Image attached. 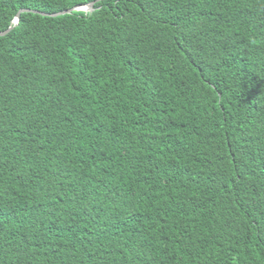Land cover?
Wrapping results in <instances>:
<instances>
[{"label":"trees","instance_id":"16d2710c","mask_svg":"<svg viewBox=\"0 0 264 264\" xmlns=\"http://www.w3.org/2000/svg\"><path fill=\"white\" fill-rule=\"evenodd\" d=\"M9 29L0 264H264V0H0Z\"/></svg>","mask_w":264,"mask_h":264},{"label":"water","instance_id":"95a60500","mask_svg":"<svg viewBox=\"0 0 264 264\" xmlns=\"http://www.w3.org/2000/svg\"><path fill=\"white\" fill-rule=\"evenodd\" d=\"M102 0H97V2H100ZM96 3V2H95ZM95 3H92V4H89V5H86V6H80V7H77L75 9H72V10H69V11H65V12H61V13H58V14H54V15H47V14H43V13H39V12H35V11H30V10H23V11H20L15 19V21L13 22L15 26H17L19 24V21H20V16L21 14L23 13H35V14H40V15H43V16H46V17H59V16H64V15H67V14H72L76 11H80V12H94V5ZM11 29H9L8 31L4 32V33H0V37H4L6 36L8 33H10Z\"/></svg>","mask_w":264,"mask_h":264}]
</instances>
